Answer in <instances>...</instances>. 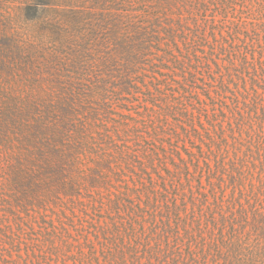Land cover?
Segmentation results:
<instances>
[{
  "label": "rangeland",
  "instance_id": "1",
  "mask_svg": "<svg viewBox=\"0 0 264 264\" xmlns=\"http://www.w3.org/2000/svg\"><path fill=\"white\" fill-rule=\"evenodd\" d=\"M263 216L264 0H0V264H250Z\"/></svg>",
  "mask_w": 264,
  "mask_h": 264
},
{
  "label": "trees",
  "instance_id": "2",
  "mask_svg": "<svg viewBox=\"0 0 264 264\" xmlns=\"http://www.w3.org/2000/svg\"><path fill=\"white\" fill-rule=\"evenodd\" d=\"M124 26L123 22H121ZM100 34L99 32H96ZM44 142L43 139L40 143ZM180 159H183L181 154H177ZM260 225L255 229V238L253 242L250 241V238L241 239L239 238V247L242 249L239 254V259L242 258L245 262L250 264H264V216L261 220L258 221ZM261 230V231H260ZM251 242V243H250Z\"/></svg>",
  "mask_w": 264,
  "mask_h": 264
}]
</instances>
